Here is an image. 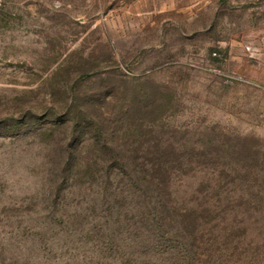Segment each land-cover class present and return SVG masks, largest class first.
Segmentation results:
<instances>
[{
    "label": "rangeland",
    "instance_id": "1",
    "mask_svg": "<svg viewBox=\"0 0 264 264\" xmlns=\"http://www.w3.org/2000/svg\"><path fill=\"white\" fill-rule=\"evenodd\" d=\"M0 264H264V0H0Z\"/></svg>",
    "mask_w": 264,
    "mask_h": 264
},
{
    "label": "trees",
    "instance_id": "2",
    "mask_svg": "<svg viewBox=\"0 0 264 264\" xmlns=\"http://www.w3.org/2000/svg\"><path fill=\"white\" fill-rule=\"evenodd\" d=\"M109 145V144H108ZM112 147V146H111ZM111 152H113L112 150H110ZM148 170H149V168H147ZM151 169V168H150ZM153 169V168H152ZM215 208H214V206H210V207H205L204 208V210L205 211H213ZM202 212V211H201ZM202 219V218H201ZM201 222H202V220H201ZM201 222H199V224H201ZM180 225H182V222H180ZM205 234V233H204ZM204 234H202V235H200L199 236V240L200 241H202V240H204V238H203V235ZM205 242V244L206 245H208V248H209V250H210V254L209 255H213V253H212V251H214L213 250V246H212V244L211 243H209V240H205L204 241ZM173 248L176 250V252H181V251H183L184 249H183V247H182V243L180 242L179 244H175V245H173ZM184 251H188V253H190V249L187 247ZM215 252V251H214ZM188 256L189 255H185L184 257L185 258H188ZM185 258H182V259H184V261L186 260Z\"/></svg>",
    "mask_w": 264,
    "mask_h": 264
}]
</instances>
